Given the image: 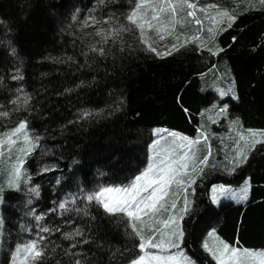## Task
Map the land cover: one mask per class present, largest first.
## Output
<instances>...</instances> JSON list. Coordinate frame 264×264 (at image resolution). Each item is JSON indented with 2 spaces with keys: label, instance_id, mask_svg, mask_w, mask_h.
Instances as JSON below:
<instances>
[{
  "label": "trees",
  "instance_id": "1",
  "mask_svg": "<svg viewBox=\"0 0 264 264\" xmlns=\"http://www.w3.org/2000/svg\"><path fill=\"white\" fill-rule=\"evenodd\" d=\"M135 3L0 0V112L9 113L0 117V127L26 120L28 131L40 138L26 161L27 184L4 197L3 248L10 252L43 235L44 256L36 264H128L140 254L126 219L85 197L101 187L124 186L145 167L153 128L193 135L202 110L224 93L227 115L217 110L222 120L236 122L241 131H264V6L259 0H244L232 12V26L224 25L210 45L215 55L207 44H190L163 57L141 43L139 30L126 19ZM121 26L131 30L106 42L96 34ZM200 34L196 29L180 36ZM157 41L169 44L155 38L154 46ZM212 81L220 92L211 89ZM244 177L248 199L219 207L210 201V180L195 183L183 246L197 264L211 263L202 247L211 228L231 245L238 240L240 246L264 249V144L237 174L216 175L213 181L236 183ZM62 201H69V211L58 209ZM36 215L43 219L37 222ZM40 226L52 231L39 233ZM76 229L81 236L65 239Z\"/></svg>",
  "mask_w": 264,
  "mask_h": 264
},
{
  "label": "snow or ice",
  "instance_id": "2",
  "mask_svg": "<svg viewBox=\"0 0 264 264\" xmlns=\"http://www.w3.org/2000/svg\"><path fill=\"white\" fill-rule=\"evenodd\" d=\"M261 6H264V0H259ZM186 6L188 9H197L198 6L190 0H136L135 7L128 14L126 19L131 25H135L136 29L140 32L141 43L147 45L148 50L155 52L156 55L163 57L165 55H171L173 50L179 51L183 44H173L166 52H159L156 48L149 43V38L145 34V25L148 29H152L157 24L163 25V14L169 12L173 19L170 23L173 25L172 31L175 30V24L179 21L174 18L177 15V9L179 7ZM209 8H216V5H209ZM151 9L153 15L150 19H147V11ZM206 11V9H199ZM195 11H188L187 16L195 17ZM218 16L228 18V26H232V22L236 19V14H229L227 11H218ZM215 20V18H213ZM89 21H95V17H89ZM108 21H105L107 23ZM197 24H201V20L196 19ZM131 29L121 26L119 28L109 29L107 35L103 29L97 31V35H104L105 42L113 35H119L121 32L130 31ZM157 33L160 32V28H156ZM211 31V30H210ZM171 34V32H169ZM160 39H164V35H160ZM193 38H186L185 43L190 42ZM179 40V38H177ZM235 40V37L233 38ZM202 46H205L202 44ZM213 55L216 54L211 48L208 49ZM14 51V50H13ZM92 51H99L101 55L104 54V49L92 48ZM222 51V49H217ZM13 79H22L20 76H13ZM223 94V93H222ZM233 98H236L235 96ZM27 103V98H25ZM15 103V101L13 102ZM223 111V109H222ZM9 113L0 112V117H7ZM28 122L26 120L20 121L17 127L13 128L10 132L5 133V138H0V157L3 156V149L5 145L9 150L17 144L20 136L23 137V143L30 145V147L20 148L19 150L25 154H28L31 148L36 147V142L39 141V137L31 138L27 131ZM169 135L177 136V134L169 133ZM251 141H246L243 149H238L235 155L229 159L231 165L230 171L243 165L247 159V152L254 149L257 144H264V140L257 139L259 136H264V132H252ZM177 138H179L177 136ZM187 141L189 148L194 146L199 141H190L187 138H183ZM244 139V137H241ZM158 143V142H157ZM211 156V148L208 150V154L204 155L202 159L197 160L195 153H184L178 159L174 158L173 154L165 153L162 156L150 158L149 166L139 175L125 186H109L101 187L98 190L88 194L85 199L91 203L95 201L97 204L103 207L104 211L110 215L122 213L127 218L128 226L131 228L134 236L139 239L137 245L139 252L141 253L136 258L130 261V264H195L191 258L186 255L181 249V243L184 238V229L181 221L190 212L191 202L188 199L187 191L196 183L194 176L196 174H202L206 167H216L215 164L209 165V157ZM189 161H191V174L187 172L189 168ZM23 159L19 158V164L13 169L12 179L10 180V186L18 187L17 181L21 176V167ZM50 169H45L48 171ZM185 176L189 178L184 179ZM59 183V181H57ZM245 181V185H247ZM172 185H177L183 192V207L179 209V215L175 214L177 209L176 201L172 200L169 205L165 200L171 191ZM218 190L223 191V186H214L212 192L216 193ZM30 191L39 195L38 188H31ZM194 193V189H193ZM173 195L179 196L178 193ZM238 201L242 202L248 199V187L245 186L242 189V194L235 197ZM213 203L217 202V197L213 195ZM31 203V201H29ZM69 201H62L58 204V209L62 212L69 211L67 204ZM75 203V200L71 201ZM52 209L51 211H56ZM81 211V209H75ZM161 213H167L165 219L161 218ZM85 214L87 212L85 211ZM37 222L43 219V216L36 215ZM2 221H0V228H2ZM52 230L48 227L40 226L39 233H49ZM59 231V229H57ZM80 229H76L73 233H66L65 239H72L74 236H81ZM208 237L211 240L206 239L203 242V248L208 252L216 264H264V249H250L240 246V242L237 240L235 245L229 244L224 239L220 238L215 229L208 233ZM43 235L37 236V239H32L24 244H18L13 252V264H28L29 261L32 264L42 260L44 256V248L41 245V241L45 240ZM88 241H84L87 243ZM76 245H72L75 247ZM149 249H156L157 252L148 251ZM175 249V252L170 250ZM76 264H81L80 260L76 261Z\"/></svg>",
  "mask_w": 264,
  "mask_h": 264
},
{
  "label": "rangeland",
  "instance_id": "3",
  "mask_svg": "<svg viewBox=\"0 0 264 264\" xmlns=\"http://www.w3.org/2000/svg\"><path fill=\"white\" fill-rule=\"evenodd\" d=\"M153 2L155 3L156 0H153ZM190 2L195 3L198 6V8L188 9L186 6L179 7L177 9V15L174 18L179 22L175 24L174 31H172L173 25L170 23L173 17L170 15L169 12L163 14L162 17L163 25L153 22L155 26L152 29H148L147 25H145V34L149 38V43H151L152 46L157 49V51L166 52L168 48H170L173 44H183L184 46H189L190 44H196L197 46H200L201 44L203 45L207 44L208 45L207 49L211 48L213 51H216L214 46L210 47V45L214 42L215 36L219 33L222 27L224 25H227V23H229L227 17L218 16L217 12L227 11L229 12V14H233L232 13L233 11L236 13L235 9L237 7H239L241 4H244L243 3L244 0H190ZM209 5H216L217 7L209 8L207 7ZM199 9H206V11H201ZM188 11H195L196 12L195 17L187 16ZM152 15L153 12L151 11V9H149L146 14L147 19H150ZM213 18H215V20H213ZM196 19L201 20L202 23L197 24L195 22ZM157 27L160 28L159 33H157L156 31ZM196 29L201 34L198 37L195 36L197 39H192L190 40V42L185 43L187 37L184 35L180 36V33L185 32L188 35H192L196 31ZM169 32H171V34H169ZM160 35H164V39L169 42L168 45L165 46L160 41H157L155 42V46H154L155 38L160 39ZM151 36L153 37L152 39ZM177 38H179V40H177ZM189 38H193V37H189ZM218 85H219L218 83L212 81L210 87L213 91L220 92ZM227 96H228L227 94L219 93L218 96L219 98L202 110V113L200 115L198 130L193 135H187L185 133H182L174 129H169L167 127L153 128L152 133L154 138L148 145L147 163L145 167L137 175L141 174L149 166L150 158L162 156L165 153H171L173 154L174 158L178 159L184 153H189V155H191V153H195L197 160H199L202 159L204 155H207L209 148H211L209 165L215 164L216 167H211V166L206 167L204 173L196 174L194 176L196 182L201 178L205 180L206 179L210 180L211 183L207 185L209 188L210 201L215 207H219L222 203H227V202L241 203L235 197H238L240 194H242V189L245 186L248 187V194H249L250 184L247 177L240 179L236 183H226L222 180L213 181V179L216 178V175L228 177L237 174L238 168H240L242 165L236 168L235 170H232L231 172L229 170L231 169V165L229 164V159L235 155V152L238 149H243L245 147L246 141L248 142L251 141L250 134L252 132L260 133L264 131L244 129L243 132L238 128H236L237 127L236 122L227 123L225 120H222V118H224L225 116L221 117L222 115L220 113H217V110L220 107L224 110V114L227 115L228 112L227 105L224 102H222L224 101V98ZM231 118L232 120L234 119L233 117ZM229 121L231 120L229 119ZM19 123L6 128L0 127V138H5L4 134L10 132L13 128L17 127ZM28 133L29 136L34 140L35 138L33 137V135L29 131ZM169 133L177 134L179 138H177V136L169 135ZM241 137H244V139H241ZM183 138H187V140L190 141H199V142L196 143L191 148H189L187 141ZM257 139L264 140V136H259L257 137ZM25 147H30V145H25L23 143V137L20 136V139L17 141V144L14 145L11 150H9L8 147L5 145L3 149V156L0 157V221L2 222H3L2 205L4 202L5 195L9 192H17L21 190L22 187L26 185L28 182L26 161L29 158L30 154L33 152L35 147L31 148L28 154H25L19 150L20 148H25ZM254 149L247 152L248 158L250 153H252ZM19 158L23 159V164L19 165L21 167V176L17 181L18 187L14 185L10 186V180L12 179V172L13 169L19 164ZM187 172L191 174V161H189V168L187 169ZM188 178H189L188 176L184 177L185 180H187ZM133 179L134 178H132V180ZM245 181L248 182L247 185H245ZM129 183H127L126 185H128ZM214 186H223V191L218 190L216 193H213L212 188ZM105 187H109V186H105ZM193 189H194V193H193ZM173 193H178L179 196L177 197L176 195H173ZM194 194H195V184H193L192 187L189 188L187 191L188 199L191 202V208L189 214L185 216V218H187L193 211ZM213 195L217 197L216 203H213L212 201ZM183 197H184V192L177 185H172L169 195L165 197V200L169 205L171 204L172 200L176 201V205H177V209L175 211L176 215H179V209L183 207ZM115 215H118L126 219L127 221V218L122 213H118ZM160 215L162 219H165L167 217V213H161ZM185 218L183 219V221L185 220ZM183 221H181L182 226H183ZM3 224L4 223H2V228H0V264H13V252L15 251L16 247L10 252L7 250V248L5 249L3 248ZM212 230L213 228L207 230V232L204 235L202 245L206 239L211 240V238L208 237V233ZM181 249L186 255H188L191 258L192 261L195 262L193 257L187 252L186 248L183 246V242L181 243ZM148 251L157 252L156 249H149ZM170 251L175 252L176 250L172 249ZM206 253L208 254L211 260V263L208 264H216V262L212 259V256L208 252ZM17 264H20V262L18 261ZM28 264H32V262L29 261ZM128 264H130V262ZM195 264L197 263L195 262Z\"/></svg>",
  "mask_w": 264,
  "mask_h": 264
}]
</instances>
